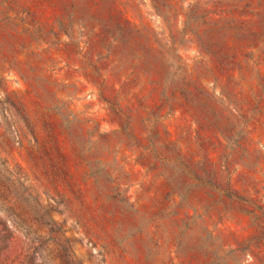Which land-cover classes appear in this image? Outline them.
I'll return each mask as SVG.
<instances>
[{"label":"rangeland","instance_id":"rangeland-1","mask_svg":"<svg viewBox=\"0 0 264 264\" xmlns=\"http://www.w3.org/2000/svg\"><path fill=\"white\" fill-rule=\"evenodd\" d=\"M0 264H264V0H0Z\"/></svg>","mask_w":264,"mask_h":264}]
</instances>
